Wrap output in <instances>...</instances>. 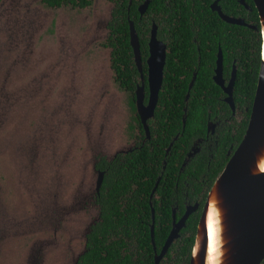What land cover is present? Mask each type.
<instances>
[{"label":"rangeland","instance_id":"374dc122","mask_svg":"<svg viewBox=\"0 0 264 264\" xmlns=\"http://www.w3.org/2000/svg\"><path fill=\"white\" fill-rule=\"evenodd\" d=\"M111 9L0 0V264H74L98 219L94 164L132 147Z\"/></svg>","mask_w":264,"mask_h":264},{"label":"trees","instance_id":"16d2710c","mask_svg":"<svg viewBox=\"0 0 264 264\" xmlns=\"http://www.w3.org/2000/svg\"><path fill=\"white\" fill-rule=\"evenodd\" d=\"M108 1H112L115 7L107 24L108 35L102 44L111 49L110 67L114 73L115 84L119 90L125 91L127 103L134 111L133 79L137 71L133 65L128 38V22L125 16L127 0ZM164 1L151 0L149 9L157 13L166 9V12L170 9L176 11L175 16L179 21L175 26L176 33L181 34L179 35L185 40L186 46L179 44L178 47L171 49L180 63L174 65L178 69L175 70L173 66L172 70L165 71V78L159 92L160 108L157 111V116L162 112L160 130L156 132V136L151 133V140L141 144L144 135L139 125L140 140L136 147L126 153L116 154L111 161L100 158L95 164L97 170L104 171L103 181L96 195L99 218L90 226L89 233L86 235L85 252L78 258L76 264H154V250L149 227L151 207L154 208L155 214L154 243L157 250L169 233L171 203L180 186L184 184L186 176L200 178L204 175L205 194L226 164L228 160L226 152L230 144L236 147L247 127L260 67V34L244 26L232 25L242 30L240 33L245 39L248 34L250 35L248 41L240 47L235 33L232 34L234 39H231V25L224 23L216 13L210 11L209 3L212 0H166V3ZM245 1L251 6L249 14L252 15L251 18L259 29L254 3L252 0ZM42 2L52 8L62 5L85 7L90 5L92 0H42ZM226 3L236 5L237 1L225 0L221 3L223 12L230 14ZM131 15L137 33L140 35L143 31L147 32V26L145 30L141 29L134 0L131 5ZM210 16L213 17L210 20H213L218 29L206 22V18ZM191 20L199 24V35L209 33L214 40L209 46V51L201 57L197 66L196 79L189 89L187 80L191 71L186 70L185 67L191 58V48L188 46L192 34L189 28ZM187 22L189 26L186 27ZM219 25L227 28H219ZM218 43L225 59L229 60L233 57L237 60L239 69L233 86V99L235 106L242 110V119L233 134L230 129L218 133V145L212 147V158L209 162H207L209 159L207 156L206 160H202L199 156L192 159L181 171L183 157L191 142L205 135L208 117L216 112H223L225 116H230V108L222 100L221 89L211 79V66L214 63ZM230 44L233 45L234 53L227 52ZM141 45L146 47L143 42ZM227 54L231 55L227 56ZM178 70L185 72V81L174 84L172 73L176 75ZM187 92L189 96L185 101ZM184 106L185 111H183ZM244 108L247 110L245 111ZM184 114L185 124L182 127ZM176 134H178L177 139L173 141L169 153L166 154L165 149ZM163 161H165L164 164ZM158 177L160 178L157 182ZM154 188L155 197L150 199ZM182 212L183 208L180 206L176 217ZM199 217V212L189 215L185 228L182 230L181 240L171 246L175 253L174 264L189 263ZM260 264H264V258Z\"/></svg>","mask_w":264,"mask_h":264},{"label":"flooded vegetation","instance_id":"af4514ba","mask_svg":"<svg viewBox=\"0 0 264 264\" xmlns=\"http://www.w3.org/2000/svg\"><path fill=\"white\" fill-rule=\"evenodd\" d=\"M134 1L136 2V10L138 12V17L140 19L139 24L141 26V29L145 30L146 26L148 28H147V32L143 31L144 33L141 32L140 35L137 33V30L135 28L134 19L132 18V15H131V5H132L133 0H127L125 16H126V20L128 22L129 45H130L129 25H130V22H132L134 30H135L137 37H138L140 60H141L140 61V70H139L137 65L135 64L134 56H133V50H132V47L130 45L133 65L137 71V75L133 79L134 84H135V89H134V107H135V110L134 111L131 110V107L127 103V95H126L125 91L124 90H121V91L124 93V102H125V105H126V108L128 111V118H127V122H126L125 133H126L127 141L133 142L131 150L137 146V143L140 140V138L138 137L139 136L138 126L139 125L141 126V128L143 130V135H144V138L141 139V144L145 143L146 141L151 140V136H152L151 133H153L154 136H156V132H158L160 130V126H161L160 117L162 116V112H160L159 116H157V111L160 108L159 92H160L161 88L158 92V98H157V102L155 104L153 113L150 117L146 118V120H145L146 129L144 127V124L141 120L139 113L136 111V93L135 92H136L137 87L140 86L142 83H143V87H144L143 105H146L148 102L149 96H148V62L147 61H148V58L150 55L149 43L151 40L152 32H154L156 40L161 42L165 46V62H164V66H163L162 83H163L164 78H165V71L167 72L168 70H172L174 65L180 63L178 58L175 57L174 54H172L171 49L173 47L174 48L178 47L179 44H180V46L181 45L186 46L185 40L181 39L182 38V36H180L181 34L176 33V27L175 26L177 25V23H179V21L177 20V18L175 16L176 11H174L173 9H170L169 11L166 12V10H167L166 9L163 11L160 10L157 13V12H154L155 10L149 9V4H150L151 0H134ZM146 1H147V6L144 8L143 12H140L139 8L141 6H143ZM223 1H225V0H212L211 3H209V9L211 12L216 13L221 21L231 25L230 33H231V39L232 40L234 39L232 34L235 33L236 37H237V41L239 43V46L241 47L242 45H244V42L246 43L248 41V38L250 37V35L248 34V37L245 39V37L242 36V33H240L242 30H240V28H234L232 25L244 26V27L250 28L253 31L260 34V25H259V29H258L257 24L254 23V21L251 18L252 15L249 14L251 12L252 8L245 0H236L237 1L236 5H233V3H226L229 6L228 10L230 11V14L223 12L222 4H221V3H223ZM92 2H93V0H92ZM92 2H91V4H92ZM109 2L112 3V9H111V14H112V10L115 7V5L112 1H109ZM164 2L166 3V0ZM90 5H88V6H90ZM88 6H85V7H88ZM85 7H79V8H85ZM218 10H220L223 14L230 16L232 18L242 19L245 22V24L242 25V24L228 23V22L222 20L218 14ZM210 18H213V17L210 16V17L206 18V22H208V24L211 27L218 29V27L215 25L213 20H210ZM184 23H186V22H184ZM258 24H259V18H258ZM185 26L186 27L189 26V23L187 22V25H185ZM222 27H223V29L227 28L224 25H221V26L219 25V28H222ZM189 28L192 31L191 32L192 34L190 35L189 42H188V46L191 48V58L188 60V62H187L188 64L185 67L186 70L191 71V75H190L189 79L187 80L188 88H189L191 83H192L191 87L193 86L194 80L196 79V76H197V66L200 63V59H201V57H204V55L206 54L207 51H209L208 50L209 46L212 45V41L214 40L213 36H210L209 33H208L209 35L208 34L199 35V32H198L199 31V24H197V23L195 24V22L193 20H191ZM107 35H108V33H107ZM142 42L145 44L146 47H143L141 45ZM217 45H218V47H217V51L215 52L214 63H213V66H211V70H212L211 79L221 89V91L223 93L222 100L230 108V116H228V117L225 116V114L223 112H216L213 116L208 117V120L206 122L205 135L203 137H197L191 142V145L189 146L187 152L185 153V155L183 157V161L181 163V171L183 170V168L185 166H187L190 163V161L192 159H196L199 156L202 160H206V156H207L209 158L207 160V162H209V160L212 158V151H213L212 147H215L218 145V140H217L218 133H220L224 130L230 129L232 131V134H233L235 132V128H237L239 126V123L241 122V119H242V110L238 109L239 108L238 106H235L234 99H233V86H234V83L236 80L237 71L239 69L238 65H237V60H236V58H233V57L229 60L225 59L223 52L221 50L220 44L218 43ZM260 46H261V38H260ZM104 47H106V46H104ZM106 48H108V47H106ZM228 50H230V51H228ZM228 50H227V52L234 53L232 44H230ZM219 52L221 54V71H220V77H219L218 81L222 85L217 84V82L214 79V77L216 75V67H217L216 61H217ZM229 55H231V54H227V56H229ZM224 60L226 62L225 64H224ZM174 69L176 70L178 68L175 67ZM179 71H181V73H179ZM185 77H186V74L182 70H178V73L176 75H175V73H172V78H173L174 84L184 82ZM113 78H114V73H113ZM231 79L233 82L232 93H231L232 94V100H233V108H231L229 103H227L225 101L227 94L224 92L223 88L221 87V86H227L231 82ZM114 83H115V81H114ZM162 83H161V87H162ZM187 94L189 96V93L187 92L186 96H185V101L188 98ZM185 110H186V108L184 106L183 111H185ZM244 110L246 111L247 108H244ZM184 124H185V114L183 115V118H182V127L184 126ZM177 136H178V134H176L173 137L172 141L169 143V145L165 149L166 154L169 153L171 146L173 144V141L177 139ZM236 147H233V144H230L229 149L226 152L228 159H229L230 154L234 151V149ZM120 154H123V153H120ZM100 158H104V157H100ZM104 159L107 161L112 160V159L108 160L106 158H104ZM98 160L96 161V163L98 162ZM164 163H165V161H163V164ZM203 177H204V175H201L200 178L195 177V176H186V179L183 181L184 184L180 186L178 192L176 193V195L173 198L172 203H171V227H170L169 233H170L171 229L173 228V225L175 224V222L179 221V219L183 216V214L185 213V211L188 208L192 209L190 214L195 213V212H199L201 214V210H202V207L204 205V201L206 199L207 192L209 191V190L206 191L204 194ZM158 178H160V177H158ZM199 187H201L200 190H198ZM153 193L154 192H152L150 194V199L155 197V195ZM97 194H94V203L98 207V218H99V206H98V203L96 202V195ZM150 204H152L151 201H150ZM180 206H181V208H183V212L180 216L176 217V212L178 211V208H180ZM193 207H194V209H193ZM152 209H153V212H152ZM150 211H151V224L149 227L150 228L153 227V242L151 240V244H152L153 250H154V264H174L175 253H174L173 249H171V246L173 244H176V242H178L179 240H181V238L183 236L182 230L185 228L184 227L185 222H186V220L190 214L186 218L184 224L181 227H177L178 229L176 231V235H175L174 239L171 241L169 246L165 249L163 254L158 258V255L162 251L163 245H164L169 233H168L166 239L164 240L163 244L159 247V249L156 250V246L154 243V215H155L154 214V208L151 207ZM150 239H151V231H150Z\"/></svg>","mask_w":264,"mask_h":264},{"label":"water","instance_id":"95a60500","mask_svg":"<svg viewBox=\"0 0 264 264\" xmlns=\"http://www.w3.org/2000/svg\"><path fill=\"white\" fill-rule=\"evenodd\" d=\"M257 10L259 25H260V38L263 34L264 25V0H252ZM147 6V1L139 8L143 12ZM218 14L222 20L228 23L242 24L245 22L242 19L232 18L223 14L218 10ZM111 18V11L109 18ZM108 33V28H107ZM130 45L133 50L135 64L140 70V52L137 34L134 30L132 22L129 25ZM107 37V36H106ZM106 39V38H105ZM262 40L260 46V67L256 82V88L251 105L250 115L247 127L243 137L234 151L230 154L229 159L224 165L221 172L214 180L212 186L207 192L204 205L197 223L193 245L190 252L189 263L193 264V252L195 248V241L197 234L200 230L201 236L199 246L197 248V255L200 257L198 264H203L204 253L208 241L206 219L207 198L212 189L216 186L217 193L215 194L216 205L223 208L222 218L226 221V232L230 235L229 249L233 257V264H260L264 258V172L253 173L252 164L255 160V155L264 144V61L261 55ZM111 52V49L108 48ZM110 52H109V66H110ZM149 58H148V102L143 105L144 87L143 83L136 89V111L139 113L141 120L146 129L145 120L153 113L155 104L158 98V92L161 88L163 77V66L165 62V46L156 40L154 32H152L151 40L149 43ZM216 75L214 77L217 84L222 85L218 79L221 71V54L218 53L216 61ZM110 69H112L110 67ZM113 72V71H112ZM114 80V78H113ZM232 79L227 86H221L227 94L225 101L233 108L232 100ZM190 84L189 88L191 87ZM119 89L118 87H116ZM122 92V91H121ZM188 96V94H187ZM129 148L125 152L130 151ZM115 154V155H116ZM114 155V156H115ZM113 156V157H114ZM112 157V158H113ZM111 158V159H112ZM95 168V164H94ZM96 180L94 184V194L100 190L104 172L97 170ZM159 178L157 179L158 182ZM155 184V187L157 185ZM155 188L152 190L154 192ZM194 209V207H193ZM192 209L188 208L178 222H175L171 229L163 249L158 255V258L163 254L165 249L169 246L174 239L177 227H181ZM153 212V209H152ZM98 220V219H97ZM96 220V221H97ZM94 224V223H93ZM201 226V227H200ZM90 227L84 236V246L82 251L76 257L74 264L78 258L85 252L86 235L89 233ZM151 240L153 242V227L150 228ZM157 258V259H158Z\"/></svg>","mask_w":264,"mask_h":264},{"label":"bare ground","instance_id":"6f19581e","mask_svg":"<svg viewBox=\"0 0 264 264\" xmlns=\"http://www.w3.org/2000/svg\"><path fill=\"white\" fill-rule=\"evenodd\" d=\"M262 59L264 61V25L262 34ZM253 173L264 172V144L260 146V149L255 155V160L252 164ZM216 186L209 193L207 198L206 207V227L208 241L206 245V251L204 253L203 264H233V257L230 254L232 252L229 249L228 242L230 241V235L226 232V221H224V215L222 218L223 208L220 205H216L215 194ZM201 227V226H200ZM200 230L197 234L195 241V248L193 252V264H198L200 257L197 255V248L200 240Z\"/></svg>","mask_w":264,"mask_h":264}]
</instances>
